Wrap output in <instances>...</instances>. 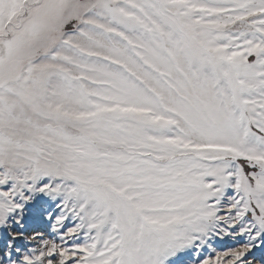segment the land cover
Returning <instances> with one entry per match:
<instances>
[{
    "label": "snow or ice",
    "instance_id": "6c2138e0",
    "mask_svg": "<svg viewBox=\"0 0 264 264\" xmlns=\"http://www.w3.org/2000/svg\"><path fill=\"white\" fill-rule=\"evenodd\" d=\"M0 264H264V0H0Z\"/></svg>",
    "mask_w": 264,
    "mask_h": 264
}]
</instances>
